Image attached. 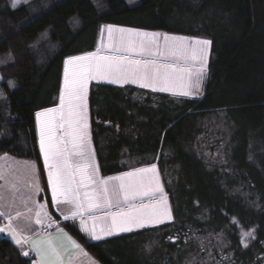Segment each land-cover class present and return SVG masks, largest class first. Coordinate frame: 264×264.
Returning a JSON list of instances; mask_svg holds the SVG:
<instances>
[{"label": "trees", "instance_id": "trees-1", "mask_svg": "<svg viewBox=\"0 0 264 264\" xmlns=\"http://www.w3.org/2000/svg\"><path fill=\"white\" fill-rule=\"evenodd\" d=\"M48 1L51 7L31 18L27 7L0 0V156L35 162L39 200L54 215L35 113L57 106L64 61L94 52L107 25L209 40L199 97L88 86L99 175L156 165L173 223L100 241L89 240L76 223L61 228L100 264H179L176 253L185 255L199 237L217 233L229 237L234 264L258 262L264 253V0H139L132 8L125 0ZM238 189L262 195L255 202L236 195ZM242 229L255 235L247 247ZM34 262L0 238V264Z\"/></svg>", "mask_w": 264, "mask_h": 264}, {"label": "snow or ice", "instance_id": "snow-or-ice-1", "mask_svg": "<svg viewBox=\"0 0 264 264\" xmlns=\"http://www.w3.org/2000/svg\"><path fill=\"white\" fill-rule=\"evenodd\" d=\"M29 3L30 0H12L11 7ZM132 0H129L131 3ZM109 37L114 31L127 32L139 40H129L125 51L130 55H117L111 51L100 54L89 52L82 56H72L64 61V79L59 93V105L35 113L39 131L40 153L43 157L44 169L47 172L48 188L51 192L52 206H70L71 216L64 219L79 218L81 228L87 232L92 240H101L118 232H132L136 228L161 224L171 220V212L167 207V197L160 187L159 178L155 175L156 165L151 168H139L134 172H126L120 176L101 178L95 164V155L91 150L88 134V82L90 80H107L108 83H136L141 88H151L152 91H171L173 95L190 96L200 90V83L206 74L207 49L209 40H197L193 43L202 47L196 48L192 44H184L187 37H174L163 34V42L159 40L160 33L137 32L133 29H115L111 25L105 26ZM103 31V29H102ZM119 51V50H117ZM191 53L193 60H199V65L193 69L185 66L177 68L172 57L187 58ZM147 54V56H145ZM187 72L189 80L185 82L181 73ZM195 76V80L191 79ZM177 82L180 87L177 88ZM10 87H15L9 82ZM27 175L30 183L26 187L33 190V195L39 192L40 185L35 175V165H27ZM153 173L150 179L141 176L142 173ZM0 174V179H2ZM2 187V186H0ZM13 192L20 189L16 184L11 185ZM157 193L159 197L157 198ZM145 198L149 203H145ZM15 195L9 200L0 194V216H7L9 223L0 227V233L7 232L12 240L20 245L28 243L29 238L20 234L33 231L31 223L20 227H13L12 221L24 215L17 211L16 216L10 215L14 206ZM31 200V196L28 197ZM25 205L27 200L23 201ZM35 212V223L43 224L41 213L48 218L44 205H39ZM107 209L105 216L111 218V224L101 228L87 227L85 216L95 221L100 217L97 212ZM116 209V211H112ZM31 211V209H29ZM63 211V209H61ZM64 239L69 240L76 249L80 245L71 240L60 230ZM244 237H253L252 232L242 233ZM33 251L39 257L38 264H63L62 253L53 243L52 238H42L31 241ZM247 247V245H244ZM28 256V252H22Z\"/></svg>", "mask_w": 264, "mask_h": 264}, {"label": "rangeland", "instance_id": "rangeland-1", "mask_svg": "<svg viewBox=\"0 0 264 264\" xmlns=\"http://www.w3.org/2000/svg\"><path fill=\"white\" fill-rule=\"evenodd\" d=\"M126 4L128 5V7L132 8V7H135L138 3H139V0H132L131 3H129V0H125ZM8 3L10 4L11 6V3H12V0H8ZM50 4V1L48 0H41V1H38V0H30L29 3H23L21 2L18 7L20 6H25L27 7V9L29 11H31L30 15H31V18H34L36 16H38L41 12L45 11V10H48L51 6L49 5ZM42 10V11H41ZM37 11H40L37 13ZM115 29H127V28H121V27H115L113 26ZM103 31L101 30V36H100V40L98 42V44L96 45V49L94 52H96L98 49L100 51V54H105V53H108L109 51L117 54V55H130V56H134L135 54L134 53H129L127 51H125V45L127 44V42L131 39V40H139V39H142L140 37H135L134 35L130 34V33H127V32H119V31H114L112 36L109 37V33H108V29L107 27H104L102 28ZM137 32H146V33H160L161 36L159 37V40L161 41V43L163 42V34L165 33H162V32H148V31H138V30H135ZM169 36H174V35H169ZM174 37H180V36H174ZM197 40H201V39H194V38H188L187 41H184L183 43L188 45V44H192L194 47L196 48H200L202 46L200 45H195L193 42L194 41H197ZM119 50V51H117ZM85 55V54H83ZM79 56H82V55H79ZM145 56H147V54H145ZM208 57H209V46H208V49H207V61H208ZM172 59L176 62V66L177 68H180V67H185V66H188L190 68L193 69V72H194V69L195 67H197L199 65V60H193L191 58V53L188 54L187 58L183 57V56H177V57H172ZM206 73H207V69H206ZM181 75H183L184 77V80L185 82H187L189 80V75L187 72H184V73H181ZM206 75V74H205ZM205 78V76H204ZM203 78V79H204ZM63 79H64V67H63V76H62V82H61V87L63 85ZM191 79L194 81L195 80V76L193 75L191 77ZM91 83H100V84H107V85H118V86H125V85H128V86H136L138 88H141L139 86V84H136V83H131V82H127V83H108L107 80H90L88 82V86L91 84ZM202 84H203V80L201 81L200 83V90L199 92H196L194 88L190 89V91L193 93L192 95L190 96H182V97H199L202 93ZM60 87V89H61ZM176 87L179 88L180 87V83L177 82L176 84ZM143 89H147V90H150L152 91L151 88H143ZM155 92H160V93H166V94H172L171 91H155ZM176 96H179V95H176ZM59 105V99H58V104L57 106ZM56 106V107H57ZM36 131H37V147H38V150H39V153H40V144H39V131H38V127H37V123H36ZM88 134H89V129H88ZM92 150V148H91ZM41 155V153H40ZM41 159H42V165H43V168H44V164H43V157L41 156ZM34 162V161H33ZM35 163V162H34ZM96 164V162H95ZM257 165V163H255ZM97 166V165H96ZM148 168H151V167H148ZM147 169V168H145ZM135 170L133 171H130V172H134ZM44 174H45V183H46V186L48 188V177H47V172L45 171L44 169ZM122 175V174H121ZM141 176L145 177L146 179H150L152 176H153V173L151 172H148V173H142L140 174ZM155 175L159 178V184H160V187L163 189V192H164V195L167 197V194L162 186V182H161V176L158 172V169L156 167V173ZM120 176V175H118ZM101 177V176H100ZM102 178V177H101ZM258 190V188H256ZM262 189V188H261ZM263 192H264V185H263ZM48 194H49V197H50V201H51V204H52V197H51V192L48 188ZM235 194L238 195V196H241V197H247V196H251L254 198L255 202L258 201V197L261 196L262 194L257 192L256 190H248V191H241V190H235ZM157 195V198L159 197V193L156 194ZM170 198L167 197V207L169 209V211L171 212V216H172V219L171 220H165L163 223L161 224H156V225H149V226H146V227H143V228H136L134 229L132 232H136V231H139V230H143V229H147V228H153V227H163V226H169L170 224L173 223L174 221V217H173V211H172V207L170 206ZM40 204L44 205L45 206V211H47L48 213V217H51V224H50V227H56V226H60L64 223V222H67V223H76L77 226L79 227V230L81 231V233L83 235H85L89 240H92L89 236V234L85 231L82 230L81 228V223H80V220H78L77 222L76 221H73L75 219H68V220H65L64 219V216L65 215H68V216H71V211H70V206L68 205H61L60 208H55L52 206V209L54 211V215H51L48 211V208L46 207V204L44 201H40ZM145 203H149L148 199L145 198L144 200ZM251 202V201H249ZM254 202V205H256V203ZM250 206H253V204L251 203ZM61 209H63V211H61ZM106 211H108L107 209H104ZM102 210V211H104ZM112 211H116V209H112ZM55 215L58 216L60 219L59 220H56L55 219ZM79 219V218H77ZM76 219V220H77ZM85 219L87 220V216H85ZM90 222V221H89ZM87 222V227L88 229H91L93 226L96 227L97 231L99 232L100 229H99V226L100 227H103V228H106L107 226H109L111 224V218L108 217V216H105V213L102 217H100L99 219H97V221L95 222H92V223H89ZM132 232H118V233H114L113 235L111 236H105L103 239H106V238H110V237H113V236H118V235H122V234H127V233H132ZM246 232H251L250 230H241L240 232V241H242V236L241 234L242 233H246ZM253 236H255L253 234ZM101 239V240H103ZM253 237H244L243 238V245H247L248 243H250L252 241ZM92 241H100V240H92ZM158 249V248H157ZM181 247H177L175 249V251H181ZM185 250V253H186V249ZM83 251V249H82ZM84 252V251H83ZM87 257L92 258V260L94 259L92 256H90L89 254H87L86 252H84ZM176 253V252H175ZM178 262L179 264H234L233 261H232V253L230 251V240H229V237L226 235H224V233H217V234H208V235H203V237H199L198 239V243L197 245L195 246V248L192 249V251H187V254H183V252H181V254H177L176 253V256L174 258H172L173 260H176L178 259ZM93 264H100L98 261H95V259L92 261ZM254 264H264V253L259 255L258 257V262L254 263Z\"/></svg>", "mask_w": 264, "mask_h": 264}, {"label": "crops", "instance_id": "crops-1", "mask_svg": "<svg viewBox=\"0 0 264 264\" xmlns=\"http://www.w3.org/2000/svg\"><path fill=\"white\" fill-rule=\"evenodd\" d=\"M114 86H118V85H114ZM89 140H90V137H89ZM28 164L35 165V163L31 160L17 159L9 155L0 156V174H2V177H3L2 179H0V186H2L0 187V194H3V196L8 198L9 200L11 199L13 195H15L16 197L14 206L10 210V213H9L10 215L16 216L17 211L24 214L14 219L12 221V225L13 227L18 228L20 226H23L26 223H31V226L33 229V231L31 232H24L20 234L22 236H27L29 238L28 243L22 242L20 245H17L12 240L11 236L7 232L0 233V238L4 237V238L9 239L13 244H15L19 248L21 252L26 251L29 253V255H32L35 260L34 264H38L39 257H37L35 251H33V245L31 241H38V240H41L42 238L47 239L48 237H51L53 243L60 249L62 253L63 264H93L92 261L94 259L93 260L92 258L89 259V257H87V255L83 252L84 250L82 251L81 248L79 249L74 248L72 244L69 242V240L64 239V237L60 234V230L62 229L64 233H67V232L63 228H61L60 226L49 228L50 227L49 220L48 218L43 216V213H41V219L43 220V224L41 225V224L35 223V219H36L35 212L39 210L38 206L41 205L39 202L40 190L39 192H36L33 195V190L26 187V184L31 182L29 176L27 175V172H28L27 165ZM35 175L40 185V179L38 176L36 165H35ZM12 184H16V186L20 190L18 192H13L11 190ZM29 196H31V200H28ZM25 200H27L26 205L23 202ZM0 203H3V201H0ZM29 209H31V211H29ZM105 212L106 210L104 211L101 210L97 212L96 214L99 217H102ZM78 220L79 219L77 220L75 219L73 221L77 222ZM95 221L89 218L87 219V222L89 223H92ZM8 223H9V220L7 216H0V227H5ZM101 228L103 227L99 226V229ZM67 236L70 237L71 240L75 241L70 235H68V233H67Z\"/></svg>", "mask_w": 264, "mask_h": 264}]
</instances>
